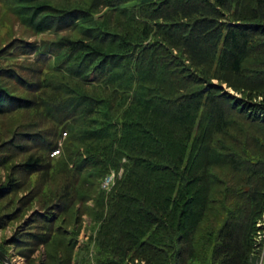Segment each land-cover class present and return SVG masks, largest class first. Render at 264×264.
Segmentation results:
<instances>
[{
	"label": "trees",
	"instance_id": "trees-1",
	"mask_svg": "<svg viewBox=\"0 0 264 264\" xmlns=\"http://www.w3.org/2000/svg\"><path fill=\"white\" fill-rule=\"evenodd\" d=\"M0 4V228L24 220L0 250L30 262L43 246L42 264H254L264 0Z\"/></svg>",
	"mask_w": 264,
	"mask_h": 264
},
{
	"label": "rangeland",
	"instance_id": "rangeland-1",
	"mask_svg": "<svg viewBox=\"0 0 264 264\" xmlns=\"http://www.w3.org/2000/svg\"><path fill=\"white\" fill-rule=\"evenodd\" d=\"M10 26V15L4 11V8L0 4V40L2 41L6 38L5 31L7 27ZM240 96V94H237ZM54 154V153H52ZM2 172V171H1ZM106 180L105 178L101 181L100 187L103 190H109L108 188L103 187L102 184ZM29 217V213L25 215V218ZM90 217L83 214L81 222V230L78 235V242H84L87 240L89 235V224ZM24 222L23 219H18L13 221L11 224L6 225L4 228H0V242H4L10 239L14 233L17 231L19 226ZM253 249L250 252V259L254 261V264H264V205L261 211V215L256 222V230L253 236ZM8 250V256L15 262V264H42V261L45 259L44 247L40 246L35 253L31 256V261L26 260L21 254L18 253L17 249L13 248L11 245L6 246Z\"/></svg>",
	"mask_w": 264,
	"mask_h": 264
},
{
	"label": "built area",
	"instance_id": "built-area-1",
	"mask_svg": "<svg viewBox=\"0 0 264 264\" xmlns=\"http://www.w3.org/2000/svg\"><path fill=\"white\" fill-rule=\"evenodd\" d=\"M113 178H114V174L112 173L111 175L107 176L102 184L103 187L108 188L110 186V184L113 183ZM83 243V242H82ZM81 242H78V246L82 244ZM11 263L15 264V262L10 258Z\"/></svg>",
	"mask_w": 264,
	"mask_h": 264
},
{
	"label": "water",
	"instance_id": "water-1",
	"mask_svg": "<svg viewBox=\"0 0 264 264\" xmlns=\"http://www.w3.org/2000/svg\"><path fill=\"white\" fill-rule=\"evenodd\" d=\"M0 261L3 264H12L9 256L5 252H3L2 250H0Z\"/></svg>",
	"mask_w": 264,
	"mask_h": 264
}]
</instances>
